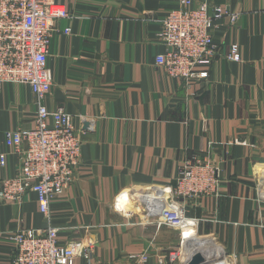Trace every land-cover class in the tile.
I'll return each instance as SVG.
<instances>
[{
  "label": "crops",
  "instance_id": "0c3cea01",
  "mask_svg": "<svg viewBox=\"0 0 264 264\" xmlns=\"http://www.w3.org/2000/svg\"><path fill=\"white\" fill-rule=\"evenodd\" d=\"M55 1L72 18L56 23L46 105L66 108L83 141L76 179L51 206L60 243L91 242L100 262L147 252L149 264H170L171 250L184 240L185 262L201 252L211 264H264V0H208L238 18L216 22L209 77L192 82L170 79L156 64L165 51L157 38L161 20L180 0ZM233 44L239 62L227 59ZM37 110L27 85L0 87V154L8 156L0 181L20 167L5 132L34 129ZM194 154L219 168V186L211 196L175 198L198 222L182 238L148 216L139 196L159 192L175 201L166 188L177 185L179 166ZM123 199L124 211L117 206ZM48 225L36 192L19 205L0 201V264H14L13 232ZM209 246L222 253L202 250Z\"/></svg>",
  "mask_w": 264,
  "mask_h": 264
},
{
  "label": "built area",
  "instance_id": "2783aa9c",
  "mask_svg": "<svg viewBox=\"0 0 264 264\" xmlns=\"http://www.w3.org/2000/svg\"><path fill=\"white\" fill-rule=\"evenodd\" d=\"M192 1L180 0L179 6L161 20L157 34L165 46V51L156 56L157 66L170 79L187 82L209 77L208 67L218 52L213 38L216 22L228 18L235 23L238 18V14L208 0L198 7H192ZM63 18H72V14L55 0H0V87L27 85L38 107L34 129L5 132L8 148L20 157V167L16 175L0 181V201L19 205L29 193L36 192L39 209L49 222L46 228L21 227L11 234L13 263L75 264L77 258H82L85 264H149L147 252L133 253L115 262H100L91 242L72 239L61 244L60 228L51 221L53 201L67 194L82 162L83 141L72 114L64 107L50 109L46 105L55 80L48 56L52 38L59 31L56 23ZM64 32L70 34L71 28ZM226 55L231 61L242 60L238 44H233ZM7 162V153H1V169ZM218 176L217 166L194 154L179 166L177 185L166 189L174 199L211 196L218 191ZM259 193L264 197V182ZM177 199L170 202L159 192L139 196L148 216L163 219V223L179 229L184 238L186 229L194 232L198 222L188 218L184 204ZM182 248L180 243L171 250L170 264H179Z\"/></svg>",
  "mask_w": 264,
  "mask_h": 264
},
{
  "label": "bare ground",
  "instance_id": "6f19581e",
  "mask_svg": "<svg viewBox=\"0 0 264 264\" xmlns=\"http://www.w3.org/2000/svg\"><path fill=\"white\" fill-rule=\"evenodd\" d=\"M120 202H118L117 203V206L119 207V208H124V209H128V205H129V203H128V201H125L124 199L123 200H119ZM162 207H163V205H162ZM157 219H159L158 217H157ZM161 221L162 222H164V220L163 219H161ZM188 230V229H187ZM188 235V237L189 236H191V234H187ZM190 239H191V237H190ZM182 243V246H183V242H181ZM184 248V247H183ZM182 248V249H183ZM218 250L219 252H221L222 253V249L220 250L219 249V247H217V246H214V248L213 247H205V248H202V250L204 251V250H207L206 252L208 253H212L213 251H215V250ZM183 251H181V253H182ZM213 260V259H212ZM212 260L211 261H208V260H206L207 262H212ZM216 260H214L213 262H215ZM217 262H218V264L220 263L219 262V260H217ZM208 264H211V263H208Z\"/></svg>",
  "mask_w": 264,
  "mask_h": 264
},
{
  "label": "water",
  "instance_id": "95a60500",
  "mask_svg": "<svg viewBox=\"0 0 264 264\" xmlns=\"http://www.w3.org/2000/svg\"><path fill=\"white\" fill-rule=\"evenodd\" d=\"M86 127L89 126V123L85 124ZM210 262H207L204 259V256L201 252H196L193 254V256L186 262V264H208Z\"/></svg>",
  "mask_w": 264,
  "mask_h": 264
},
{
  "label": "rangeland",
  "instance_id": "374dc122",
  "mask_svg": "<svg viewBox=\"0 0 264 264\" xmlns=\"http://www.w3.org/2000/svg\"><path fill=\"white\" fill-rule=\"evenodd\" d=\"M201 237V236H200ZM201 240H202V242H204V243H207V242H209L208 240H206V239H202V238H200ZM188 244H190V245H188V247H190L191 248V246H192V242L191 243H188ZM183 247V246H182ZM182 253H181V255H180V258H182V263L184 264H186V262H185V259L187 258V255H188V251L187 250H184V248L182 249Z\"/></svg>",
  "mask_w": 264,
  "mask_h": 264
}]
</instances>
